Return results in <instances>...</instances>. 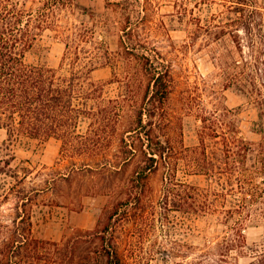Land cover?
Masks as SVG:
<instances>
[{
	"label": "rangeland",
	"instance_id": "374dc122",
	"mask_svg": "<svg viewBox=\"0 0 264 264\" xmlns=\"http://www.w3.org/2000/svg\"><path fill=\"white\" fill-rule=\"evenodd\" d=\"M47 1L53 2L29 0L36 7ZM61 1L51 19L70 29L72 45L87 48V63L96 65L93 80L115 81L106 98L128 100V105L145 96L148 79L140 56L121 43V29L131 25L141 44L156 47L172 65L175 89L168 109L178 141L191 148L203 145L198 127L216 128L219 137L208 138L207 145L208 154L218 157L223 156L215 148H223L217 145L224 140L222 132L236 131L255 145L264 140V0ZM66 42L46 35L42 44L48 50L31 54L30 60L58 69ZM129 108L120 109L119 137L107 154L117 166L104 156L97 162L67 159L59 139L36 151L15 149L14 165L34 170L26 185L32 199L23 208L17 191L10 190L15 180L0 175V260L1 247L12 242L15 231L31 228L24 235L48 242L42 251L54 264H79L86 256L87 264H97L106 247L117 249L125 264H258L264 256V205L252 207L240 182L226 186L215 215L170 210L162 219L170 175L161 169L141 178L140 155L128 163L118 158ZM5 139L0 128V144ZM254 161H248L250 168ZM207 177L186 172L183 163L176 174L177 180L203 188L209 187ZM252 177L247 171L243 179ZM19 211L32 214V226L16 221ZM232 215L243 223V235L231 231Z\"/></svg>",
	"mask_w": 264,
	"mask_h": 264
},
{
	"label": "trees",
	"instance_id": "16d2710c",
	"mask_svg": "<svg viewBox=\"0 0 264 264\" xmlns=\"http://www.w3.org/2000/svg\"><path fill=\"white\" fill-rule=\"evenodd\" d=\"M31 3L0 0V128L6 131V139L0 144V175L15 180L10 190L17 191L23 208L32 199L26 185L34 170L30 165H14L16 148L36 151L51 139H59L67 159L97 162L104 156L105 162L117 166V162L107 159V154L119 137L120 109L125 111L128 106V125L120 140L118 158L128 163L140 155L137 174L141 178L161 169L170 175L163 196L162 219H168L170 210L190 213L191 209L205 217L215 215L220 210L217 203L226 198V186L236 187L239 182L241 192L247 195L245 200L252 207L264 205V140L255 145L236 131L231 136L222 132L224 140L217 145L223 148H215L223 156L218 157L214 151L208 154L207 145L208 138L219 137L216 128L198 127L203 145L191 148L178 141L176 123L168 109L175 89L172 65L156 47L141 44L134 27L121 29V43L129 53L140 56L148 85L142 102L132 100L125 105L128 100L106 98L108 86L115 81L93 80L96 65L94 60L87 63V48L72 45L68 41L72 37L70 29H60L51 19L55 16L54 7L62 1H47L44 7ZM128 13L127 20L131 23L133 11ZM46 35L67 40L58 69L45 61L30 60L31 54L48 50L42 44ZM261 135L264 138V132ZM249 160H255L251 168ZM182 163L186 172L208 176L209 187L177 180ZM247 171L253 176L248 183L243 179ZM261 210L264 212V207ZM32 217L19 211L16 221L20 219L23 224L28 221L32 226ZM231 217L235 218H231V231L243 235V223L236 221V215ZM27 232L31 233V228L16 230L18 235L12 242L1 247L0 264H54L50 255L42 251L49 243L35 242L31 235H24ZM101 256L102 261L97 264H125L115 248L106 247ZM79 264H87V256ZM258 264H264V256Z\"/></svg>",
	"mask_w": 264,
	"mask_h": 264
}]
</instances>
